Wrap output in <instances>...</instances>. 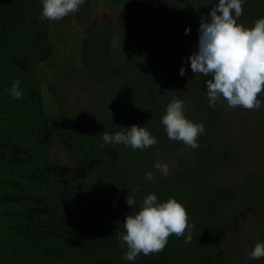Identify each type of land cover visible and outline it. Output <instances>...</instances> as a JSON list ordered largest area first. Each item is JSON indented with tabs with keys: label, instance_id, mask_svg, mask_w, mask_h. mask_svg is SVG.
<instances>
[{
	"label": "trees",
	"instance_id": "obj_1",
	"mask_svg": "<svg viewBox=\"0 0 264 264\" xmlns=\"http://www.w3.org/2000/svg\"><path fill=\"white\" fill-rule=\"evenodd\" d=\"M112 1L123 15L112 11L94 21L76 55V66L103 99L70 110L58 106L54 82L62 69L54 62L59 36L52 30L66 18H42V0H0V264H264V257L246 254L236 234L252 206L251 181L234 186L221 173L234 155L213 140L220 103L209 107L212 77L193 73L188 60L214 0ZM258 6L257 19L264 17V0ZM15 80L20 98L9 91ZM173 97L184 101L188 119L205 125L199 148L186 150L167 137L162 117ZM133 124L148 128L157 143L143 150L104 144L105 132H127ZM54 141L62 143L66 165L47 155ZM181 150L186 153L176 158ZM157 161L168 164L167 175L154 167ZM149 171L152 181L145 178ZM64 172L75 185L66 196ZM152 193L185 205L192 240L185 243L186 230L171 235L162 252L125 260L118 233Z\"/></svg>",
	"mask_w": 264,
	"mask_h": 264
},
{
	"label": "clouds",
	"instance_id": "obj_2",
	"mask_svg": "<svg viewBox=\"0 0 264 264\" xmlns=\"http://www.w3.org/2000/svg\"><path fill=\"white\" fill-rule=\"evenodd\" d=\"M42 3V18L60 20L79 11L85 0H42ZM243 3L244 0H218L208 16L201 17L198 50L188 60L193 73L212 77L206 82L209 107L215 108L218 101L225 100L230 108H261L258 97L264 92V17L257 19L252 27L238 23ZM188 31L190 29H186L185 34ZM185 74V68L181 67L180 75ZM9 91L13 98H20L23 95L20 81L15 80ZM162 124L170 140L182 141L193 149L199 148L198 137L206 131L203 123L185 116L184 101L176 97L167 105ZM103 141L104 144L122 143L134 150L157 143L148 128L136 124L127 132L118 131L114 135L105 132ZM154 167L164 175L169 173L167 163L157 161ZM145 178L154 180L151 171ZM127 204L135 209L136 200L129 194ZM188 221L185 205L176 198L161 202L155 193L147 195L141 209L126 216L124 231L118 233L119 241L128 249L122 258L134 261L141 253L148 256L162 252L171 235L181 237L186 230L189 234L185 243H189L192 235ZM249 257L257 260L264 257V242H257Z\"/></svg>",
	"mask_w": 264,
	"mask_h": 264
},
{
	"label": "rangeland",
	"instance_id": "obj_3",
	"mask_svg": "<svg viewBox=\"0 0 264 264\" xmlns=\"http://www.w3.org/2000/svg\"><path fill=\"white\" fill-rule=\"evenodd\" d=\"M160 3L163 0H157ZM218 0H214V4ZM115 2L112 0H85L80 6L79 11L70 13L66 16V22L57 26L53 32H58L59 48L56 51L58 62L62 69V74L56 70L59 81L56 84L59 89L57 98L62 99L59 105H63L70 110H87L95 105L101 104L103 94L92 84L84 79L79 66H76V55L80 47V39H83L90 25L114 12L117 16L123 15V6L115 8ZM260 0H244L243 14L238 18L239 23L246 27H252L257 20ZM234 14V13H233ZM56 34L50 35V38L56 39ZM52 64V63H51ZM49 64V65H51ZM75 64V66H73ZM70 66L73 68L70 69ZM189 75V74H188ZM190 76V75H189ZM189 76H187L189 78ZM180 80L181 77H179ZM44 92L46 84L43 86ZM264 92L258 99L261 101L259 110H247L242 107L230 108L227 101L221 100L220 108L222 117L220 126L213 133V140L216 145L226 147L234 155L231 164H227L221 173L225 174V180L234 186L243 184L245 181H251L249 194H253L251 208L245 210V217L242 220V228L236 233L237 237L244 242L246 254L254 248L257 242H264L261 237L264 236ZM45 98L50 104V97L46 92ZM208 99V97H207ZM209 100V99H208ZM55 110V108L53 109ZM191 147L187 146V149ZM185 150L176 152L175 157H181ZM47 155L58 162L66 165L68 155L61 142H49L47 146ZM61 169V168H60ZM68 169V168H67ZM64 187L62 191L66 196L68 189L74 190L75 185H71L64 172ZM71 174V173H70ZM80 175V174H78ZM79 193L83 194L81 190Z\"/></svg>",
	"mask_w": 264,
	"mask_h": 264
}]
</instances>
